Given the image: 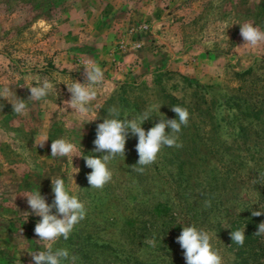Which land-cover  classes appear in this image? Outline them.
Here are the masks:
<instances>
[{"label": "rangeland", "instance_id": "rangeland-1", "mask_svg": "<svg viewBox=\"0 0 264 264\" xmlns=\"http://www.w3.org/2000/svg\"><path fill=\"white\" fill-rule=\"evenodd\" d=\"M246 22L264 31V0H0V87H10L13 102L17 97L27 104L17 115L0 99V264H31L29 253L44 250L34 233L40 217L27 214L31 209L21 194L39 189L51 204L56 178L87 209L70 238L53 243L75 254L76 264H186L176 237L191 225L211 233L223 264H232L233 254L213 225L218 213L208 210L196 223L193 208L204 185L214 187L223 177L229 159L247 158L238 182L240 176L264 181V172L255 174L258 158L264 167V125H249L246 135L217 126L224 117L227 124L234 120L229 98L264 94V42L242 47L239 24ZM85 60L99 65L105 79L91 111L76 116L64 104L70 98L66 83L84 82ZM249 68L257 76L239 79L236 74ZM45 79L54 84L49 96L28 100L27 86ZM174 105L189 112L178 134L182 147H163L143 173L132 170L139 157L138 137L131 133L125 157L109 163L112 180L103 189L90 188L86 174L92 170L82 157H51L52 140L59 138L75 144L76 155L106 154L94 153L93 141L110 107L121 110L120 118H132L159 106L142 125L147 131L159 119H176ZM180 161L186 163L182 172ZM190 175L187 193L196 195L181 199L187 185L180 187L181 181ZM247 189V197L239 191L247 202L262 201L255 186ZM232 195L222 192L220 198ZM103 243L115 251L102 249Z\"/></svg>", "mask_w": 264, "mask_h": 264}, {"label": "clouds", "instance_id": "clouds-1", "mask_svg": "<svg viewBox=\"0 0 264 264\" xmlns=\"http://www.w3.org/2000/svg\"><path fill=\"white\" fill-rule=\"evenodd\" d=\"M240 25V36L244 44L242 47L256 48L264 42V31L251 23ZM84 68V82L72 81L66 83L70 98L64 101L66 108L73 110L76 116H86L90 111L91 103L97 98V87L104 83L105 75L101 67L91 60L81 62ZM30 92L28 100L41 101L49 96L54 89V84L45 79L42 82L36 81V86H27ZM13 91L9 86L0 87V99L8 100L13 112L23 115L27 104L25 100L16 97L13 102L10 97ZM27 100V101H28ZM3 105H0L2 109ZM160 109L153 106L132 118H120L121 110L118 107H110L107 110V117L96 127V136L93 141L94 153H106L101 156L96 155H76L77 147L65 138L52 140L51 157H68L72 162L74 156L82 157L85 166L92 171L86 174V179L91 189H103L112 180V171L109 163L117 156L125 157V144L129 133L138 137L135 146L138 154V161L132 166V170L143 173L146 166L153 164L163 147H182L178 143L179 133L182 126H187L189 122V112L186 108L174 105L171 110L176 114V119H159L153 127L145 131L142 125L147 121L154 110ZM98 118V117H97ZM96 118V119H97ZM95 120V119H94ZM93 121V120H92ZM168 129V131H166ZM48 139H43L40 147ZM75 173L79 172L78 168ZM52 193L54 199L51 204L46 201V197L41 195L39 189L25 191L21 196L26 198V202L31 209V213L40 217L35 224L34 233L43 243L44 250L29 253L31 264H76L77 256L70 253L67 248H53V243L61 237L66 241L70 238L75 226L85 219L87 209L77 195L70 194L61 178L51 179ZM55 210V211H53ZM264 214V210L252 211V216L259 217ZM257 236L264 235V222L258 225ZM231 239L238 245H243L245 241V230H235L230 233ZM212 234L206 230L198 229L195 225L183 226L182 231L176 237L183 250L186 264H223L222 256L211 244ZM155 246V240L148 241Z\"/></svg>", "mask_w": 264, "mask_h": 264}, {"label": "trees", "instance_id": "trees-1", "mask_svg": "<svg viewBox=\"0 0 264 264\" xmlns=\"http://www.w3.org/2000/svg\"><path fill=\"white\" fill-rule=\"evenodd\" d=\"M239 79L246 81L251 77H256L255 71L253 68L237 73ZM257 92V91H256ZM253 94H241L231 97L227 101V106L229 109L233 110L232 119L228 124L226 118H222L217 124L218 129L227 130L229 125L231 127H236L239 129V132L242 134H247L250 129L248 126L253 124L264 125V94L257 92ZM249 94L251 96H249ZM248 127V128H245ZM262 138V135H261ZM242 158V159H241ZM240 160L237 158L229 159L226 162V172H224L223 177L216 178L214 187L209 183L204 185L202 191L200 192V197L197 196L196 205L193 214V220L196 223L202 221L203 218H206L209 212L215 211L214 216L218 213L215 218L213 225L216 224L218 234L221 236L222 240L228 246L229 251L233 254V263L232 264H264V235L257 236L254 233L258 231V225L261 222H264V214L259 217L252 216V211L264 210V181L260 177L253 178L252 182L244 179L240 176V182L237 181L235 176L238 174L239 167L242 168L243 164H240L241 161L245 162L247 158L241 157ZM254 158V157H253ZM256 160V159H255ZM257 161H260L259 158ZM258 163L260 166L259 171L255 174L259 176L264 172V167L261 163ZM185 162L180 161L178 166L181 168V172L184 170ZM225 165V164H224ZM263 167V168H262ZM236 170V171H235ZM235 171V172H234ZM182 174H180L181 177ZM234 175V176H233ZM190 176H186V180L181 181L180 187L183 184L185 187H182L181 199H190L193 198L194 192L187 193L188 187L190 184ZM189 179V180H188ZM221 180L223 182L222 189L219 190V184L217 181ZM243 184V186H241ZM246 187H245V186ZM252 185L260 192V197L262 201L260 203L253 205L250 202H247L245 197H247V186ZM227 186V187H226ZM226 187V188H225ZM240 188L245 189L244 198L239 194ZM219 192L222 195L227 194V192L232 193L233 199H223L220 198ZM230 203V205H228ZM183 206V204H182ZM210 223V222H209ZM235 230H245V241L244 244L238 245L232 241L230 233ZM102 249H108L110 251H115L112 245L109 243H103L100 246ZM171 264H183L181 261H174Z\"/></svg>", "mask_w": 264, "mask_h": 264}]
</instances>
